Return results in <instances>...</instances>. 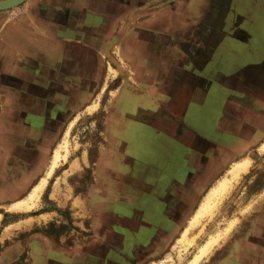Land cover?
Returning a JSON list of instances; mask_svg holds the SVG:
<instances>
[{
	"label": "crops",
	"instance_id": "obj_1",
	"mask_svg": "<svg viewBox=\"0 0 264 264\" xmlns=\"http://www.w3.org/2000/svg\"><path fill=\"white\" fill-rule=\"evenodd\" d=\"M260 1L27 0L0 12V201L22 199L44 175L55 129L81 109L106 59L120 64L124 81L112 105L123 121L111 151L120 141L123 160L130 148L137 159L136 137L160 128L164 168L152 206L169 208L167 223L187 222L227 167L264 140ZM38 235H27L24 248L19 237L6 239L0 264H110L53 238L39 247ZM204 264H264V201Z\"/></svg>",
	"mask_w": 264,
	"mask_h": 264
},
{
	"label": "rangeland",
	"instance_id": "obj_2",
	"mask_svg": "<svg viewBox=\"0 0 264 264\" xmlns=\"http://www.w3.org/2000/svg\"><path fill=\"white\" fill-rule=\"evenodd\" d=\"M19 6L0 12L7 13ZM238 9L242 8L238 6ZM103 60L98 63L97 79L88 84L91 92L82 96L81 109L70 113L68 119L66 118L65 126L77 113L75 115L77 121L67 137L71 148L69 158L67 161L61 160L49 179L41 199L36 202L35 208L30 212L16 213L7 209L9 202L4 204L5 201H0L4 204L0 206V213L3 214L0 224V250L4 243L1 241L3 230L10 224H16L19 226L13 229L5 241L6 244L19 237L18 240L24 248L28 244L27 235L39 234L35 236L37 240L33 241V244H40L39 247H42V240L46 241L45 237L53 238L54 242L71 245L83 253L97 250L99 255L110 259V264H159L162 261H164L162 264H170L166 261L168 255L172 258L171 264H187L198 251V247L212 234L224 229L235 216L241 220V217L257 209L264 201V152L258 149L262 143L256 147V150H251L236 160L239 161L250 154L253 157V164L249 172L243 174L235 183L214 217L204 221V228L192 246L180 255L182 249L179 241L180 230L185 228L189 218L199 208L200 202L217 181L227 174L234 162L204 194L195 211L184 217L185 220L188 219L187 222L175 224L165 222L166 213L162 212L170 213L169 208L160 207L158 204L152 206V200L157 201L160 198L151 190L155 178L153 173L159 171L161 167L164 168V166H154L162 160L158 159L156 162L143 157L132 160L128 158L130 154L132 155L131 148L124 151L127 157L123 160L120 141L115 150L111 151L112 143L120 139L123 121L122 115L115 113L112 105L124 81L119 75L120 64ZM104 84L106 89L101 92ZM93 105L97 107L91 112L88 108ZM69 123L66 128L64 126L54 131V140L49 145V158L50 156L51 158L50 161L49 158L46 160L43 176L52 164L56 148L66 139L65 131ZM152 148L151 144L147 146L145 144V149L149 150L148 154L153 152L150 151ZM156 153L159 155L158 151ZM75 159L79 160V167L71 171L70 164ZM57 180H60V184L58 190L54 192ZM32 189L22 199H26ZM67 194L68 196L65 197ZM250 205L251 207L243 213L242 211ZM29 218H32L31 224H19ZM199 230L200 227H196L191 231L190 236L197 234ZM15 233L19 234L15 235ZM229 237L215 246L209 256L199 264H204V261ZM109 248H112L111 252L108 251Z\"/></svg>",
	"mask_w": 264,
	"mask_h": 264
},
{
	"label": "bare ground",
	"instance_id": "obj_3",
	"mask_svg": "<svg viewBox=\"0 0 264 264\" xmlns=\"http://www.w3.org/2000/svg\"><path fill=\"white\" fill-rule=\"evenodd\" d=\"M105 89H106V85L104 84V86L101 89V92H104ZM96 107L97 105H93V106H90L88 109L91 112H93L96 109ZM76 121H77V117H75L69 123L65 131L66 139L56 148L54 155H53L52 164L47 170L46 175L43 176L39 180V182L35 185V187H33L30 195L26 197V199H21V200L11 202L9 205H7V209L15 211L16 213H21V212H30L35 208L36 202L39 199H41L42 194L44 193V190L47 187L49 179L54 174L61 160L67 161L69 158L71 148L69 147L67 137L69 136L70 131ZM258 149L264 152V141L262 142V144L259 146ZM78 161H79L78 159H75L71 162L70 164L71 171H73L76 167H79ZM252 164H253V157L250 154L244 156L239 161L234 162L232 166L228 169L227 174L223 178L219 179L216 185L213 188H211L209 193L200 202L199 208L189 218L188 223L186 224L185 228L181 232V237L179 238V241L182 244V249L180 250V253H179L180 255H182L192 246L197 236L201 233V231L204 228V225H205L204 221L207 219L209 220L212 217H214L213 215L218 210V208L222 205L223 201L227 198V196L230 194L231 190L235 186V183L239 181L240 177L243 174H246L249 172L250 168L252 167ZM59 184H60V180H57L54 186L55 187L54 192L58 190ZM67 196L68 194L65 197ZM250 207L251 205L248 206L242 212L243 213L246 212L247 209ZM2 219H3V214L0 213V224H1ZM31 221H32V218H29V219H25L19 224H23V223L31 224ZM239 221H240V218L238 216H235L227 223L224 229L218 230L216 233L212 234L205 243H203L200 247H198V251H196L193 257L187 262V264H199L202 260L208 257L209 254L215 248V246L219 245L223 240L229 237L230 232L239 223ZM16 226H19V225L10 224L6 226L1 234V241H5L6 239H8V237L10 236V234L12 233L13 229ZM196 227H200V230L198 231L197 234L190 236L191 231L195 229ZM166 261H169L170 264L172 263V258L170 255L167 256ZM163 262L164 261H162L159 264H162Z\"/></svg>",
	"mask_w": 264,
	"mask_h": 264
},
{
	"label": "flooded vegetation",
	"instance_id": "obj_4",
	"mask_svg": "<svg viewBox=\"0 0 264 264\" xmlns=\"http://www.w3.org/2000/svg\"><path fill=\"white\" fill-rule=\"evenodd\" d=\"M108 65V64H107ZM169 116H170V114H168ZM170 119V118H169ZM172 123V122H171ZM165 128V130H168V131H170L172 134H173V136L174 137H176V136H179V137H181V136H184L185 137V134H183V131H182V129H179V128H175L174 126H166V127H164ZM145 132V133H144ZM144 132H142V134H140V136H138V137H136V140L139 142V143H137V145L140 147L139 149H140V153H138V157L140 158V159H152V160H154V161H156L157 162V160L159 159H161L162 158V153H161V150L159 149V147L157 146L158 145V143L159 142H161L162 141V138H161V130H160V128H156V127H154V128H151V129H148V130H146V131H144ZM144 138H147V139H144ZM140 139V140H139ZM141 141V142H140ZM145 144H146V146L148 145V144H151V146L153 147L150 151H153L152 153H150V154H148V151L145 149ZM156 144V145H155ZM138 149V148H137ZM147 151V152H146ZM155 151V152H154ZM159 152V155H158V153H156V152ZM137 152V151H136ZM139 152V151H138ZM146 156V157H145ZM143 157V158H142ZM151 157V158H150ZM162 160V159H161ZM157 165H155L154 167H156V166H164L163 164H162V161L161 162H157L156 163ZM162 168V167H161ZM161 168H159V171H162L161 170ZM159 171H157V172H154L153 174H154V176H155V174H157V173H159ZM154 183H155V178H154ZM19 200H21V199H19ZM17 201V200H16ZM5 213H7V212H5ZM80 217H83V216H81V215H79ZM108 251L109 252H111L112 251V248L110 249H108ZM107 251V252H108ZM103 258V257H102ZM99 259H101L100 257H97V260H99ZM108 260L110 261V259L108 258Z\"/></svg>",
	"mask_w": 264,
	"mask_h": 264
},
{
	"label": "water",
	"instance_id": "obj_5",
	"mask_svg": "<svg viewBox=\"0 0 264 264\" xmlns=\"http://www.w3.org/2000/svg\"><path fill=\"white\" fill-rule=\"evenodd\" d=\"M27 0H0V10H8L19 6Z\"/></svg>",
	"mask_w": 264,
	"mask_h": 264
}]
</instances>
